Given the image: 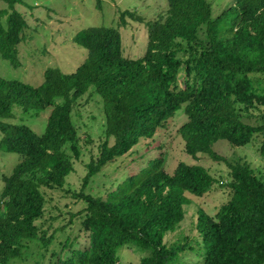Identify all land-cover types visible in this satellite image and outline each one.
Returning a JSON list of instances; mask_svg holds the SVG:
<instances>
[{"label":"trees","instance_id":"16d2710c","mask_svg":"<svg viewBox=\"0 0 264 264\" xmlns=\"http://www.w3.org/2000/svg\"><path fill=\"white\" fill-rule=\"evenodd\" d=\"M4 1L11 9L0 8V54L18 67L28 22L15 8L20 0ZM214 12L212 0H168L165 14L146 22L149 39L139 58L124 55L120 30L91 26L74 36L88 50L74 72L49 67L41 85L0 77V118H16L17 106L34 115L51 110L43 135L25 123L0 120V149L23 156L0 193V264H13L30 242L48 247L53 241L39 222L46 213L43 188L65 187L81 157L73 111L87 92L102 98L106 123L83 188L142 139L156 141L183 111L187 118L179 131L187 154L196 161L202 154L226 161L232 178L231 198L214 215L199 210L202 264H264V178L250 163L229 161L214 149L221 139L244 146L261 134L264 154V0H234ZM127 16L145 20L127 10L121 14L125 25ZM256 110L260 120L246 121L244 115ZM216 182L198 163L182 161L168 172L162 154L107 199L74 192L86 202L82 226L90 244L58 256L55 264H119L125 245L149 252L140 264H183L181 254L195 247L167 245L165 236L184 220L188 193L204 196Z\"/></svg>","mask_w":264,"mask_h":264},{"label":"rangeland","instance_id":"374dc122","mask_svg":"<svg viewBox=\"0 0 264 264\" xmlns=\"http://www.w3.org/2000/svg\"><path fill=\"white\" fill-rule=\"evenodd\" d=\"M233 1L212 0L214 13L219 14ZM0 8L11 9L4 0H0ZM15 8L28 22L24 40L18 45L20 65L14 67L0 54V77L41 85L46 79L45 73L49 67L71 73L85 61L88 50L76 44L74 36L91 26L117 28L123 35L124 55L131 58L143 56L149 39L146 22L164 15L168 9V0H20ZM127 10L143 16L145 20L127 16L128 23L125 25L121 21V14ZM50 111L46 109L34 115L24 113L17 106L16 118L0 120L25 123L38 135H43ZM254 113L253 116L244 115L245 120L251 123L260 120L261 111L256 110ZM73 117L81 137V157L75 160V170L67 177L65 187L43 188L46 213L39 222L49 236H54L53 241L48 247H43L38 242H30L29 249L14 260L13 264H55L58 256L66 255L69 250L87 248L90 244L89 232L82 226L86 202L75 198L73 193L85 189L86 193L107 199L110 192L117 189L128 176L138 173L153 156L162 154L166 160V170L170 173L184 161L205 166L217 179L204 196L188 193L191 202L184 206V220L175 231L168 232L164 239L167 245L189 242L196 250L181 254L183 264H202L198 247L199 210L203 209L214 215L231 198L232 190L228 183L232 178L226 161H215L206 154L200 155L196 161L187 154L185 141L179 131L180 125L187 118L186 114L183 111L176 114L166 127L160 129L154 138L156 141L142 139L127 155L108 164L93 177L86 188H83V182L88 170L87 164L99 155V146L105 138L106 114L102 98L87 92L79 98ZM262 140L263 136L259 134L249 144L235 146L228 140L221 139L214 144V149L229 161L250 163L256 174L264 178ZM22 159L23 156L18 153L0 149V193L4 186V177L10 175ZM119 252V264H140L142 258L149 253L132 245L121 247Z\"/></svg>","mask_w":264,"mask_h":264},{"label":"clouds","instance_id":"9594fccd","mask_svg":"<svg viewBox=\"0 0 264 264\" xmlns=\"http://www.w3.org/2000/svg\"><path fill=\"white\" fill-rule=\"evenodd\" d=\"M221 183H223V182L221 181Z\"/></svg>","mask_w":264,"mask_h":264}]
</instances>
